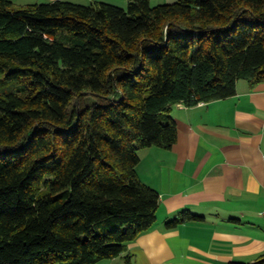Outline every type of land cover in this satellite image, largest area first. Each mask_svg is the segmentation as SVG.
<instances>
[{"label": "trees", "instance_id": "16d2710c", "mask_svg": "<svg viewBox=\"0 0 264 264\" xmlns=\"http://www.w3.org/2000/svg\"><path fill=\"white\" fill-rule=\"evenodd\" d=\"M154 1L0 0V264L122 255L158 222L139 151L176 144L172 108L264 83V0Z\"/></svg>", "mask_w": 264, "mask_h": 264}, {"label": "crops", "instance_id": "0c3cea01", "mask_svg": "<svg viewBox=\"0 0 264 264\" xmlns=\"http://www.w3.org/2000/svg\"><path fill=\"white\" fill-rule=\"evenodd\" d=\"M57 0H15L18 5ZM127 7L130 0H69ZM178 140L139 151L140 179L158 190L156 226L99 264H231L264 253V83L236 95L172 108ZM182 211L200 216L168 229Z\"/></svg>", "mask_w": 264, "mask_h": 264}, {"label": "rangeland", "instance_id": "374dc122", "mask_svg": "<svg viewBox=\"0 0 264 264\" xmlns=\"http://www.w3.org/2000/svg\"><path fill=\"white\" fill-rule=\"evenodd\" d=\"M161 2H164V1L163 0H155L154 4L161 3Z\"/></svg>", "mask_w": 264, "mask_h": 264}]
</instances>
